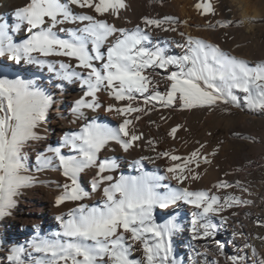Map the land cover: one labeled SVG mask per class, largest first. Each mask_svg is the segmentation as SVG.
Listing matches in <instances>:
<instances>
[{
    "label": "snow or ice",
    "instance_id": "6c2138e0",
    "mask_svg": "<svg viewBox=\"0 0 264 264\" xmlns=\"http://www.w3.org/2000/svg\"><path fill=\"white\" fill-rule=\"evenodd\" d=\"M128 7L126 0H29L14 10L11 26L0 22V58L11 62L0 63V218L11 215L22 190L37 182L29 174L24 150L30 142L45 139L37 129L48 122V114L57 104L53 89L63 94L65 84L79 83L83 95L71 106L73 123L85 119L84 110L95 113L103 109L121 118L114 127L95 118L86 120L79 131L65 132L60 146H49L37 154V172L58 170L66 181L54 206H76L55 217L59 231L49 235L37 232L25 244H14L9 249V264H176L171 237L181 227L174 216L157 223V210L190 205L194 209L192 239L197 240L215 236L220 226L213 222L214 217L227 221L228 217L221 215L224 211L253 203L234 194L221 196L211 189L184 186L201 179V166L211 165L219 151L218 147L205 151L206 144L199 141V147L181 156L174 149L157 151L159 141L147 139L145 143L155 156L132 160L130 166L139 172L135 176L115 177L118 161L99 159L98 154L110 144L124 152L139 147L144 134L136 130L135 123L158 108L214 111L221 105L238 107L235 93L239 92L249 110L264 113V61L250 65L216 43L185 35L179 29L187 21L173 15L144 16L134 27L100 18L107 14L119 20ZM195 8L201 16L217 15L212 0H198ZM245 22L255 21L252 17L242 21L225 18L206 27L226 28ZM22 30L26 35L16 42L13 34ZM157 31L178 33L181 39L161 40L154 36ZM172 46L182 54H169ZM37 69L47 70L49 85L37 77ZM102 92L111 101L106 106L100 99ZM181 127H171L167 136L176 139ZM62 148L75 154L66 155ZM160 159L173 162L164 171L176 186L164 183L169 176L145 171V161ZM92 169L95 173L86 187L81 174ZM212 187L217 192L236 188L250 195L240 181L220 180ZM93 193L101 194L99 202L85 203ZM257 226L264 224L257 221ZM216 243L222 253L224 244ZM137 245L143 256L133 259ZM252 255L255 258L254 248ZM228 259L231 264H246L247 256ZM259 264H264V259Z\"/></svg>",
    "mask_w": 264,
    "mask_h": 264
},
{
    "label": "bare ground",
    "instance_id": "6f19581e",
    "mask_svg": "<svg viewBox=\"0 0 264 264\" xmlns=\"http://www.w3.org/2000/svg\"><path fill=\"white\" fill-rule=\"evenodd\" d=\"M28 2L29 0H0V22H7L11 26L15 22L13 16L14 10L18 7H23ZM215 2L219 14L223 15L225 9L227 8L226 3H224V0H215ZM126 3L129 7L127 10L122 11L121 18L119 20L107 16V14L104 17L100 18L107 19L110 23H115L118 26L134 27L137 23H140L141 17L144 16L155 17L163 15H173L178 17L182 21H187V23L182 25L179 29L180 31H183L185 35L200 37L210 42H212V39L216 38L218 35L219 27L215 29L206 27L204 19L200 16L199 12L195 8L197 0H163L162 3L158 2V0H126ZM230 4L232 12L234 14L233 16H238L240 21L244 20L245 17H252L254 19V23H241L249 31L254 29L257 23V19L260 16V12L256 7V1L230 0ZM230 17H232V15ZM233 18L230 19L233 20ZM126 20H130L131 24L125 23ZM25 35L26 33L23 30L19 33L13 34L16 42H19L21 39H23ZM154 36L158 37L161 40L173 38L179 41L181 39L178 33L172 32L165 33L157 31L154 33ZM169 54L179 55L182 54V50L176 48L175 46H172L170 48ZM57 59H65V62H68L66 58ZM0 63L11 62L7 61L6 58H0ZM72 64L73 66H75L74 61L72 62ZM36 72L37 77L42 78L45 85L50 84L48 79L50 74L46 69H37ZM161 90H164L163 84H161ZM52 91L54 92L57 104L48 114V122L41 128L37 129L38 134L45 137V139L30 142L31 144L34 143L37 145L39 152H45L46 148H48L49 146H60L61 138L64 133L67 131H79L80 127L83 125V123H85L86 120L95 118L97 122L106 123L113 127L117 126L121 121V118L116 116L115 113H107L103 111V109H98L95 113L91 112L90 110H84L85 119L73 123L72 121L75 118H69V114H71V106L74 100L79 99V97L83 95L79 83L77 82L74 84H65L63 94H61L59 90L53 89ZM99 95L103 105L106 106L107 103L111 102L106 92H102ZM57 110H59V115ZM181 111L182 110L178 109H172L171 111H168V109L158 108V110L151 112L147 116H144L140 121H137L135 123L136 130L144 134V140L140 142L139 147H134L130 149L129 152H124L119 148L118 145L110 144L108 149L102 150V152L98 154L99 159H104L106 157L116 159L120 167L115 171L114 176L119 177L120 175H139V172L135 168L130 166L131 161L134 159H139L140 156H155V152L150 151L145 143V141L150 138H154L159 141L156 146L157 151L174 149L175 154L177 155H187L192 150L191 145L188 143L186 135V130L190 123V117L186 119L184 116H182ZM176 114L178 115L177 122L175 120ZM161 116L166 117V121L161 120ZM149 121H155V124H150ZM177 124L181 125L182 127L177 133V138L172 139L171 137L167 136V132L171 127L176 126ZM180 131H182V133ZM62 152L66 155L75 154L67 148H62ZM45 154L51 155V153ZM244 158L246 162H251L252 160V158L249 157L248 154H246ZM57 163L58 161L54 162V167ZM172 163V161L167 159L156 160L155 163H149L148 161H145V171H158V174L160 175L169 176V179L165 180L164 183H171L173 186H176V182L170 179V174L164 171V169L168 166H171ZM261 169H264V162L258 161L254 165L248 167L246 171L249 173V175H254L255 172H258ZM94 173L95 170L92 169L81 174L82 185L87 187V182L91 180V177L94 175ZM41 175L46 176L45 174ZM217 175L218 174L216 172H210V174L204 175L201 174V185L208 186L209 183H211L212 181L214 182L218 179ZM225 180L229 183L235 184L238 179L235 177L231 179L227 178ZM65 182V178L60 174V172L58 170H53L48 175L47 180V183L52 191L41 192L35 198H31V196L21 197L20 195L18 197L20 198V200L19 202H17V209L15 210L14 216H7V220L4 222L7 233L10 234L11 237H15L20 241L22 239L28 240L34 234H37V232L40 231L43 233L45 232L48 235L52 232L59 231V223L55 220V217L62 213H67L70 208L76 206L74 203H66L64 205H61L60 207L54 206L56 196L59 195L63 190L60 186ZM191 184L192 181H188L184 186L190 187L191 189ZM232 189L234 190V188L225 189V193L227 195H236V193H234ZM88 190L90 191V187L88 188ZM100 196V193H93L91 197L84 202L89 203L90 205L98 203L100 200ZM193 210L194 209L190 205L180 203L178 206H173L170 209L163 211L157 210L155 213V215L158 217L157 223H163L164 220L169 218V216H174L176 218V222L180 225L181 231L173 234V236L171 237V242L174 253L177 251L179 260H183V263L181 262L182 264H184V260L185 264H231V261L227 260L226 254H224L226 248H231V256L239 255L244 249L247 250L252 239H248V241L245 236H241L242 229L244 227L248 229L250 227L249 225H253L257 223V221H264L263 199L260 203H257L255 207L253 206V209H244L243 213H240L242 214V216L238 215L232 217V219L230 220L227 219V221H222L219 216L214 217L213 222L220 226L215 236L193 240V234L191 232V212ZM260 214L263 215L261 218H259ZM227 225L228 227L226 228L225 226ZM226 230L231 233H235L234 235L236 236L234 238H231V240L229 241L230 244H228L227 239L224 238V236L226 235ZM217 241L224 244L222 253L220 250H218L216 243ZM139 255H142L141 250L139 251Z\"/></svg>",
    "mask_w": 264,
    "mask_h": 264
},
{
    "label": "rangeland",
    "instance_id": "374dc122",
    "mask_svg": "<svg viewBox=\"0 0 264 264\" xmlns=\"http://www.w3.org/2000/svg\"><path fill=\"white\" fill-rule=\"evenodd\" d=\"M255 1L257 10L260 12V16L257 19L254 29L249 31L242 24H233L231 27L218 28L219 31L217 37L212 39V43L218 44L225 52L248 61L250 65L264 61V0ZM212 3L216 6L215 0H212ZM224 3H226L227 8L225 9L223 15L219 14L218 9L217 15L215 16L200 15L204 19V23L206 25L210 23L215 24L216 21L225 18L232 20L230 18L233 17L234 18L232 21H240L238 16H233L234 14L232 12L230 0H224ZM228 8H230L231 11H228ZM231 15L232 17H230ZM235 94L239 98L240 106L238 107H233L231 105H221L214 111H209L207 109L181 111L182 116H184L186 119L190 117V123L187 127L186 135L192 150L196 147H199L197 141L200 143H205V151L208 152L216 149L217 147L219 148L217 155L212 158L213 163L209 166H201V174L204 175L210 174V172H216L218 174V181L236 177L238 179L237 181H240L244 187L249 189L250 195L242 193L240 190L237 191L236 188H234V190L232 189L237 196H242L244 199H250L253 201V203L247 207L232 208L224 211L221 215L228 217V220L238 215L242 216L240 213H243L244 209H253V206L255 207L257 203H260L261 200L264 199V169L255 172L254 175H249V173L246 171L248 167L254 165L256 162H264V113L249 110L244 105L243 93L236 92ZM225 107L227 108V112L224 111ZM171 110L172 109H168V111ZM69 118H73L72 113L69 114ZM175 120L176 122L178 121L177 114L175 115ZM180 132L182 133V131ZM29 144L26 146L24 151L30 169L29 174L34 175L37 182L33 186L22 190L21 197L31 196V198H35L41 192L52 191L47 183V180L48 175L53 171V169H48L41 172L36 171V156L41 152H39L36 144ZM246 154L252 158L251 162H246L244 160V156ZM41 174H45L46 176H42ZM217 180L209 183L210 186L208 185V187L201 185V176V179L198 181H192L191 189L201 190V188L210 189L211 187V190L215 191L216 189L214 190L212 186L218 182ZM215 192L221 196L227 195L225 193V189H222L220 192ZM19 200L20 198L17 197V202H19ZM16 209L17 206L11 210V215L8 217L14 216ZM232 212H236L237 215L233 216ZM263 215L260 214L259 218H261ZM6 220L7 217L0 218V264H9L7 257L9 255V249L14 244H25L27 241V239H22L19 241L15 237H11L10 234L7 233L4 225ZM259 222L260 224H264V221L262 220ZM249 226L250 227L248 229L245 227L242 229L241 236H245L247 240L252 239V241L250 242L248 249H244L239 255L247 256L246 264H259V261L264 259V227H258L257 223ZM225 227L227 228L228 225ZM227 231L228 230L225 232L226 235L224 238H226L227 243L230 244L229 241L231 238L236 236L234 235L235 233ZM39 234L48 235L47 233H43L41 231ZM253 248L256 252L255 258H253L252 255ZM138 250L140 251L139 245H137L135 250L136 252L134 251L132 253L133 259L142 258L143 253L140 256ZM224 254H226V259L229 260L228 256L232 255L231 248H226ZM172 258L175 259L176 264L183 263V260H179L177 251L173 254Z\"/></svg>",
    "mask_w": 264,
    "mask_h": 264
}]
</instances>
